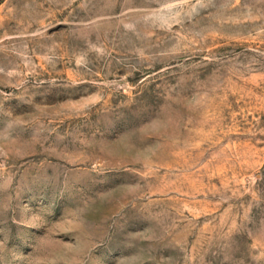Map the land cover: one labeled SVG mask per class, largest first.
Instances as JSON below:
<instances>
[{
	"label": "rangeland",
	"instance_id": "obj_1",
	"mask_svg": "<svg viewBox=\"0 0 264 264\" xmlns=\"http://www.w3.org/2000/svg\"><path fill=\"white\" fill-rule=\"evenodd\" d=\"M0 264H264V0H0Z\"/></svg>",
	"mask_w": 264,
	"mask_h": 264
}]
</instances>
